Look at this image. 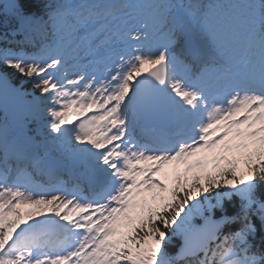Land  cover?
<instances>
[{
  "label": "snow or ice",
  "instance_id": "obj_1",
  "mask_svg": "<svg viewBox=\"0 0 264 264\" xmlns=\"http://www.w3.org/2000/svg\"><path fill=\"white\" fill-rule=\"evenodd\" d=\"M0 112V264H264V0H0Z\"/></svg>",
  "mask_w": 264,
  "mask_h": 264
},
{
  "label": "trees",
  "instance_id": "obj_2",
  "mask_svg": "<svg viewBox=\"0 0 264 264\" xmlns=\"http://www.w3.org/2000/svg\"><path fill=\"white\" fill-rule=\"evenodd\" d=\"M27 85H25V87H26ZM31 87V86H30ZM29 87V88H30ZM252 243L255 245L256 243H262V235L258 232L257 233V235H256V237H255V239L252 241ZM176 245H178V240H175L174 242H173V245H171L170 247H169V250L171 251L172 250V248L173 247H175ZM264 247V246H263Z\"/></svg>",
  "mask_w": 264,
  "mask_h": 264
},
{
  "label": "rangeland",
  "instance_id": "obj_3",
  "mask_svg": "<svg viewBox=\"0 0 264 264\" xmlns=\"http://www.w3.org/2000/svg\"><path fill=\"white\" fill-rule=\"evenodd\" d=\"M242 166V165H241ZM24 209V208H23ZM27 209V208H26ZM21 211H22V209H21ZM25 211H27V210H25Z\"/></svg>",
  "mask_w": 264,
  "mask_h": 264
}]
</instances>
